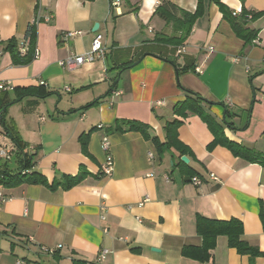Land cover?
Listing matches in <instances>:
<instances>
[{
	"label": "crops",
	"instance_id": "obj_1",
	"mask_svg": "<svg viewBox=\"0 0 264 264\" xmlns=\"http://www.w3.org/2000/svg\"><path fill=\"white\" fill-rule=\"evenodd\" d=\"M163 1L190 13L199 4L0 0V79L13 85L0 94V110L6 106L5 121L33 154L31 171L47 182L1 185L9 199L0 205V264H264V167L224 146L209 148L213 134L198 115L181 119L177 129L187 163L155 142H165L173 107L189 92L203 100V111L229 142L264 154V0H220L232 16L246 11L247 27L257 32L250 45L213 0H202L179 56L154 42L170 31L156 14ZM30 26L37 56L14 65L6 44L13 38L17 51L26 50ZM95 34L102 36V57L75 70L57 64L87 53ZM125 121L146 126L148 138L115 130ZM107 155L109 177L99 171ZM79 175L77 185L60 186L64 177ZM198 218L238 219L241 240L260 254H240L218 236L207 262L184 258V247L202 245ZM55 246L52 255L40 250Z\"/></svg>",
	"mask_w": 264,
	"mask_h": 264
},
{
	"label": "trees",
	"instance_id": "obj_2",
	"mask_svg": "<svg viewBox=\"0 0 264 264\" xmlns=\"http://www.w3.org/2000/svg\"><path fill=\"white\" fill-rule=\"evenodd\" d=\"M213 2L218 6L220 12L222 13L224 19L230 24L235 35L240 38L245 45H250L257 38V32L255 30L249 29L247 27L248 21L246 20V11H241L239 15L232 16L228 13L226 7L220 2V0H213ZM197 8L193 13L184 11L176 7L170 1H163L160 6L156 9V14L164 20L165 25L170 28L169 33L160 32L156 34L154 42L162 46H170L172 49H176L183 46L186 41L190 30L202 11V0H198ZM260 15V14H257ZM256 16V15H254ZM35 42V32L34 26L28 27L25 35L24 43H27V49L22 54L16 49V42L12 38L6 44L5 50L11 55L12 63L14 65H27L30 63L33 56ZM131 63H128V67ZM188 96L185 101L177 103L173 107L174 118L171 121L166 122L164 126L165 131V142L163 144L156 145L158 148L165 146L169 149H173L178 153L179 158L187 152V149L178 140L177 129L182 124L181 119H185L190 115H198L208 126L211 133L213 134V141L209 145L212 148L216 145L224 146L238 157H241L248 161V163H257L264 167V154H259L257 152L251 151L250 149L233 144L229 142L225 137L223 132L220 130L219 125L212 120L209 115H207L202 107L201 103L203 100L197 95L187 92ZM15 102V101H14ZM12 104V103H9ZM7 106H9L7 104ZM6 107V106H5ZM4 108V107H3ZM2 108V109H3ZM0 110L1 113V125L6 134L15 142L17 146V151L15 152L12 161L17 165V170L14 172L12 170L4 168L1 171L2 179L0 185H12L13 183H38L46 186V180L38 173L32 172L33 168V154H31L23 143L18 138L17 134L14 133L11 125L5 121L6 111ZM147 127L136 122L125 121L120 122L115 126L117 131H140L146 138ZM81 149L83 153H87V136H82L80 138ZM25 170H30L29 174L22 175ZM81 175L77 177H64L63 183L60 185L64 189L71 188L77 185L81 181ZM53 186V185H52ZM262 227L264 230V211L261 210L259 214ZM196 233L202 238L201 247H184L181 251V255L184 258H189L196 260L198 262H207L210 258V251L214 248L216 238L218 236H225L228 240L229 247L235 248L240 254H250L252 257L257 256L260 253L248 247L242 240V224L237 220L230 221H216L207 220L203 218H198L196 221Z\"/></svg>",
	"mask_w": 264,
	"mask_h": 264
},
{
	"label": "built area",
	"instance_id": "obj_3",
	"mask_svg": "<svg viewBox=\"0 0 264 264\" xmlns=\"http://www.w3.org/2000/svg\"><path fill=\"white\" fill-rule=\"evenodd\" d=\"M119 2L118 1H114V3H112V6H118ZM48 20V18L46 19ZM38 22V19L34 20L32 22V24H35ZM69 34H67L68 36ZM101 39L102 36L100 34H95V37L93 38L92 42H91V46H90V50L82 55H69L67 56L64 60L59 61V66H61L62 68H65L67 70H75L78 67L81 66V64L83 65L84 63H91L93 61H95V59L97 57H102L104 55V48L102 47V43H101ZM20 53H24L25 52V48L24 46H22L20 48ZM185 51V47L184 46H180L178 48H176L175 54L176 55H181L182 53H184ZM206 51L208 52H212L213 49L212 47H207ZM33 55L34 57L37 56V51L36 49L33 50ZM0 72H1V67H0ZM40 86H45V83L43 81H40ZM13 90V85L11 83V81L8 80H1L0 79V94L4 93V92H8V91H12ZM116 95H119L120 92L115 93ZM161 104L160 102L157 103V105ZM1 113H0V161H4V163L12 161L13 156L15 154V152L17 151V146L15 144V142L6 134V132L3 130L2 131V125H1ZM101 148L103 151H107L109 148V140L108 137H103L102 141H101ZM28 151L30 149H27ZM151 157V155H149ZM102 176L105 177H109L112 174L113 171V161L111 159V157L109 155L106 156V160L104 165L101 167V169L99 170ZM30 170H25L22 172V175L24 174H29ZM2 179V175H1V171H0V181ZM193 183L195 185H198L200 182L197 178H193L192 179ZM9 199V197L4 193L3 188L0 185V205H2L4 202H6ZM28 242H32V238H28ZM60 248V246H55V247H41L40 250L41 252L45 253V254H49L52 255L54 254L58 249ZM107 254L106 250H103L100 252L99 256H98V260H103L105 258Z\"/></svg>",
	"mask_w": 264,
	"mask_h": 264
},
{
	"label": "rangeland",
	"instance_id": "obj_4",
	"mask_svg": "<svg viewBox=\"0 0 264 264\" xmlns=\"http://www.w3.org/2000/svg\"><path fill=\"white\" fill-rule=\"evenodd\" d=\"M14 107L17 109V107H19V105L16 104V105H14ZM6 115H5V117H6ZM2 131H3V127H2ZM4 168L12 170L14 172L15 170H17V165L13 161H9L6 163H4V161H0V171H3Z\"/></svg>",
	"mask_w": 264,
	"mask_h": 264
},
{
	"label": "water",
	"instance_id": "obj_5",
	"mask_svg": "<svg viewBox=\"0 0 264 264\" xmlns=\"http://www.w3.org/2000/svg\"><path fill=\"white\" fill-rule=\"evenodd\" d=\"M97 27H98V25L97 24H95L94 25V28H93V32L97 29ZM5 110V107L2 109V111H4ZM181 161L182 162H184V163H187L188 162V160L186 159V157H181Z\"/></svg>",
	"mask_w": 264,
	"mask_h": 264
}]
</instances>
